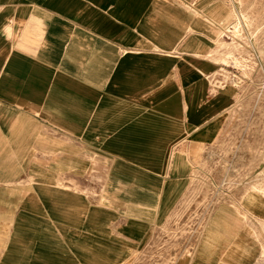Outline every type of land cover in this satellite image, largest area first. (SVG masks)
Instances as JSON below:
<instances>
[{
  "label": "crops",
  "instance_id": "1",
  "mask_svg": "<svg viewBox=\"0 0 264 264\" xmlns=\"http://www.w3.org/2000/svg\"><path fill=\"white\" fill-rule=\"evenodd\" d=\"M193 1L0 0V264H72L52 230L77 231L92 174L122 222L187 195L230 108L192 65ZM246 215L219 206L175 264H264V212Z\"/></svg>",
  "mask_w": 264,
  "mask_h": 264
},
{
  "label": "rangeland",
  "instance_id": "2",
  "mask_svg": "<svg viewBox=\"0 0 264 264\" xmlns=\"http://www.w3.org/2000/svg\"><path fill=\"white\" fill-rule=\"evenodd\" d=\"M221 1L233 14L231 22L218 26L206 5L193 4L202 13H193V31L187 34L193 36L192 65L211 73L210 95L222 97L230 107L218 121V139L198 153L187 195L155 226L122 222L116 207L107 203L101 179L92 174L86 188L76 189L82 195L77 231L71 222L53 227L55 259L72 264H173L192 255L219 206L247 220L246 199L258 188L264 208V0Z\"/></svg>",
  "mask_w": 264,
  "mask_h": 264
},
{
  "label": "bare ground",
  "instance_id": "3",
  "mask_svg": "<svg viewBox=\"0 0 264 264\" xmlns=\"http://www.w3.org/2000/svg\"><path fill=\"white\" fill-rule=\"evenodd\" d=\"M194 6H205L208 5L209 8H211L210 10L207 9V12L209 14V16L211 17H215L216 20L218 21V23H220V25L218 24V26H224L227 23L231 22L233 20V14L231 13V11L226 7V5L221 1V0H194L193 1ZM223 6V8H221V10H219L221 7ZM219 13V15H218ZM199 47L202 49H205V45L203 43H199ZM199 50V49H198ZM176 152V151H175ZM175 158V156H174ZM255 192L256 193H260L258 191V188H255ZM250 194V196L246 199V201L248 203L251 204V208L249 209V211H260V212H264V208L263 206V200L261 198H259L258 194Z\"/></svg>",
  "mask_w": 264,
  "mask_h": 264
},
{
  "label": "built area",
  "instance_id": "4",
  "mask_svg": "<svg viewBox=\"0 0 264 264\" xmlns=\"http://www.w3.org/2000/svg\"><path fill=\"white\" fill-rule=\"evenodd\" d=\"M184 254V252H183ZM178 260H180V258H176L175 261L173 262V264H175Z\"/></svg>",
  "mask_w": 264,
  "mask_h": 264
}]
</instances>
